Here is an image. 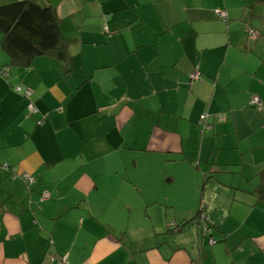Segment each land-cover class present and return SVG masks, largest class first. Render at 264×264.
<instances>
[{"label":"crops","instance_id":"1","mask_svg":"<svg viewBox=\"0 0 264 264\" xmlns=\"http://www.w3.org/2000/svg\"><path fill=\"white\" fill-rule=\"evenodd\" d=\"M33 1L63 45L0 30V264H264V0Z\"/></svg>","mask_w":264,"mask_h":264},{"label":"trees","instance_id":"2","mask_svg":"<svg viewBox=\"0 0 264 264\" xmlns=\"http://www.w3.org/2000/svg\"><path fill=\"white\" fill-rule=\"evenodd\" d=\"M0 30L7 33L4 47L12 61L22 65H29L37 55L58 51L63 45L56 9L33 0L0 4ZM64 55V51L59 52L60 58ZM18 87L22 88L17 86L15 91L23 94ZM257 193L264 200V178Z\"/></svg>","mask_w":264,"mask_h":264},{"label":"rangeland","instance_id":"3","mask_svg":"<svg viewBox=\"0 0 264 264\" xmlns=\"http://www.w3.org/2000/svg\"><path fill=\"white\" fill-rule=\"evenodd\" d=\"M228 19V17L226 18V20ZM22 91L24 93V96L27 97V99L29 100V103L27 104V111L28 113L30 114H33V113H38V109L36 107V105L34 104V102L32 101V97H33V93L31 89L27 88V89H24L22 87ZM28 91H31V94H27ZM32 104L33 105V109H30L29 107V104ZM202 115H205V118L203 121H201V125L206 128H210V124L207 123V119L210 117L209 113L208 112H204ZM200 116V118H201ZM208 126V127H206ZM207 206L206 204H202L199 208V210L196 212V216H195V219H194V222H193V225L194 226H197L199 229H200V233L197 234V233H194V235L191 237L190 239V242L191 241H197L198 239V236L200 235L202 237V239H207L209 244L212 246V245H219L221 243H224V242H220L217 241V239L214 237V235L212 234V223L209 221V218H208V212H207ZM168 228L173 232V231H177L178 228H179V224H177V222H169L167 224ZM211 240H213V242H211ZM221 245H224V244H221Z\"/></svg>","mask_w":264,"mask_h":264},{"label":"built area","instance_id":"4","mask_svg":"<svg viewBox=\"0 0 264 264\" xmlns=\"http://www.w3.org/2000/svg\"><path fill=\"white\" fill-rule=\"evenodd\" d=\"M218 13H219L220 17L223 18V19H226V18L228 17V13H227L225 10H220ZM192 78L195 79V80H199V79H200V73H198V72H194V73L192 74ZM17 90H18V91H22V88H21V87H18ZM27 94H28V95L31 94V91H28ZM252 105H261V102H260L259 99L256 98V99H254V100L252 101ZM29 107H30V109H33V108H34L33 105H32L31 103L29 104ZM204 118H205V115H202L201 118H200L201 121H203ZM206 127H208V126H206ZM26 178H27L30 182H32V181L34 180L33 177H32V176H29V175H27ZM211 242H213V240H211Z\"/></svg>","mask_w":264,"mask_h":264}]
</instances>
